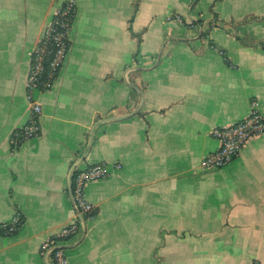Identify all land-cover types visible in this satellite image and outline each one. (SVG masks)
<instances>
[{"label": "crops", "instance_id": "obj_1", "mask_svg": "<svg viewBox=\"0 0 264 264\" xmlns=\"http://www.w3.org/2000/svg\"><path fill=\"white\" fill-rule=\"evenodd\" d=\"M65 1L0 0V227L23 221L0 230V264H49L43 244L76 219L71 172L94 164L110 177L86 188L68 264H264V134L202 169L214 128L253 101L264 115V0H70L67 61L35 94L41 136L13 149L32 50Z\"/></svg>", "mask_w": 264, "mask_h": 264}, {"label": "built area", "instance_id": "obj_2", "mask_svg": "<svg viewBox=\"0 0 264 264\" xmlns=\"http://www.w3.org/2000/svg\"><path fill=\"white\" fill-rule=\"evenodd\" d=\"M77 14L74 1H65L53 13L41 38L35 44L29 66L26 90L29 105V117L26 124L14 130L10 144L17 149L24 142L41 136L40 117L42 106L37 101L36 92L45 91L57 81L71 49V33ZM179 19V17H175ZM194 27V24H191ZM264 134V115L259 110V103L253 101L249 116L225 127L214 128L212 137L219 143L218 148L209 153L202 162L205 171L221 170L236 160L243 149L254 139ZM120 169L121 166L117 165ZM110 177L105 164H94L83 170L71 172V189L76 213L74 222L65 226L61 233L47 240L41 254L49 264H68L64 243L79 232L81 222L94 212V206L85 197V191L91 182ZM23 226L18 214L12 222L0 227L1 235L12 236ZM255 264H261L255 262Z\"/></svg>", "mask_w": 264, "mask_h": 264}, {"label": "water", "instance_id": "obj_3", "mask_svg": "<svg viewBox=\"0 0 264 264\" xmlns=\"http://www.w3.org/2000/svg\"><path fill=\"white\" fill-rule=\"evenodd\" d=\"M70 194H71V196H72V189H71V186H70ZM72 198H73V196H72Z\"/></svg>", "mask_w": 264, "mask_h": 264}]
</instances>
